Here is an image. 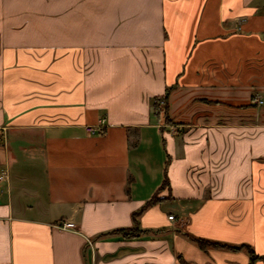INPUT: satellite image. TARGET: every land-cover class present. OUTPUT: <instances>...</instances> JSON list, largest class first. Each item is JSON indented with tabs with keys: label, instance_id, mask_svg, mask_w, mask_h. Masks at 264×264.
<instances>
[{
	"label": "crops",
	"instance_id": "crops-1",
	"mask_svg": "<svg viewBox=\"0 0 264 264\" xmlns=\"http://www.w3.org/2000/svg\"><path fill=\"white\" fill-rule=\"evenodd\" d=\"M186 234L264 258V0H0V264H249Z\"/></svg>",
	"mask_w": 264,
	"mask_h": 264
},
{
	"label": "trees",
	"instance_id": "trees-1",
	"mask_svg": "<svg viewBox=\"0 0 264 264\" xmlns=\"http://www.w3.org/2000/svg\"><path fill=\"white\" fill-rule=\"evenodd\" d=\"M166 99H167V93L164 96L161 97H154L152 102H151V108L153 110V113L157 116L160 113H162L164 115V122L167 123H171L170 119L166 116ZM163 182L161 183V185L159 186V188L157 190H162L164 188H167L169 186V181L168 178L164 177L163 178ZM161 198L158 197L157 193H155V195L150 198L141 208L143 209L145 206L148 205H152L154 204L156 201L160 200ZM141 209V210H142ZM138 213H133V218L135 220V216ZM143 230H140L137 226L134 227H128V228H119V229H115L114 233L121 235L122 237H127L128 236H137L139 233H141ZM194 243H196V245L199 248H202L203 250H207L208 247H219V248H223V249H232V250H242L244 249L248 255H249V264H252L256 261V259L260 258L263 259L261 256L257 255L254 253L252 247H249V245L242 243V244H238V245H230V244H225L222 242H218V241H210L207 240L205 238L202 237H193L189 234H186ZM180 263L182 264H188L187 262H185L184 260L180 259Z\"/></svg>",
	"mask_w": 264,
	"mask_h": 264
},
{
	"label": "built area",
	"instance_id": "built-area-1",
	"mask_svg": "<svg viewBox=\"0 0 264 264\" xmlns=\"http://www.w3.org/2000/svg\"><path fill=\"white\" fill-rule=\"evenodd\" d=\"M258 103H262V101L261 100H258ZM88 130L90 132H94V131H96V128L89 127ZM172 218H173L172 215H170L168 217V219H172ZM57 225H59L62 228H67V229H71V228H74L75 227V225L72 222H66V221H61Z\"/></svg>",
	"mask_w": 264,
	"mask_h": 264
}]
</instances>
